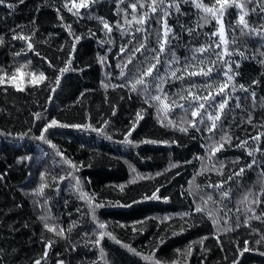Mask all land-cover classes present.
Returning a JSON list of instances; mask_svg holds the SVG:
<instances>
[{
	"label": "trees",
	"instance_id": "obj_1",
	"mask_svg": "<svg viewBox=\"0 0 264 264\" xmlns=\"http://www.w3.org/2000/svg\"><path fill=\"white\" fill-rule=\"evenodd\" d=\"M8 2L15 4V7L9 9L6 4L0 5V36L4 38V43L0 44V69L11 74L15 67L25 63L27 59L31 63L21 71H43L46 79L38 85L26 82L22 85L23 90L11 84L0 85V132L12 133L11 137L0 135V250H3L0 251V264H32V261L43 255L44 242L54 238L37 220L40 209L33 204L34 196L43 199L39 194L31 193V189L41 182L40 171L45 172V195L51 197L49 206L52 215L58 217L65 228L70 220L76 221L71 239L80 241L76 251H71L66 250L65 240H58L48 248V255L42 264H55L58 258H63L66 264H90L99 255L98 248L92 245L84 247L83 233L92 232L95 225L88 215V201L79 198L81 190L94 204L103 205L96 209V215L100 221L106 222V230L123 244H129L141 253H150L164 261L179 259L180 264H184V256H187V264H232L236 257H239L238 264H264V255L260 254L264 252V243H255L264 234V222L251 219L249 225L241 223L239 228L231 222L235 219L238 194H234L227 205L233 209L228 230H225L223 219L214 227L206 213L192 212L191 218L180 215L191 211L189 205L194 197L187 195L190 187L195 189L196 184L206 186L219 179L220 174L215 171L201 172L202 162L196 158L204 154L200 147L201 139H192L190 135L172 126H162L157 123L155 110L144 104L141 96L130 93L127 88L112 86L122 82L107 73L115 69L116 63L124 55L121 53L118 56L117 53L119 47L127 42V34L121 37L120 32L114 29L111 34L113 43H108L109 37L101 31L102 25L96 17L103 16L110 24L114 23L118 18L114 11V0H99L89 8H81L79 16L63 7L65 0ZM205 2L211 3L212 0ZM261 15L264 13L257 10L256 13L249 12L246 18L250 23L258 25L261 23ZM188 19L189 17H181L185 24ZM230 19L234 20L235 15ZM169 23L174 26L175 32L180 33L179 27H175V19H171ZM68 26L75 35L82 37L81 40L74 41L73 36L69 35ZM210 28L212 24L205 25L203 30L208 31ZM90 30L93 35L89 34ZM14 33L29 36L28 42L33 44L35 51L27 49V42L12 39ZM236 39L241 48L247 42L249 55L257 46L258 37L241 36L237 31ZM188 40L187 32L182 33L181 41L187 43ZM101 41L104 43L101 44ZM72 43L76 45L75 50L70 47ZM173 45L177 46L175 40ZM21 48L25 51L21 56L15 57L13 53L19 52ZM176 50L179 56L186 55L183 47L177 46ZM98 56L107 58L105 65L98 61ZM234 59L240 57L237 55ZM66 60L71 61L68 63L70 70L64 73L61 85L57 87L54 70L64 67ZM49 64L54 68L49 67ZM73 68L80 71H72ZM238 71L241 75L236 80L249 84L255 90L259 104V98L264 97V83L251 85V80L261 79L260 74L264 69L256 59H243ZM26 79H31L30 74ZM101 81L108 87H104ZM193 81L197 84L204 82L201 77H194ZM176 86H180L179 82ZM52 88L56 90L53 92ZM172 91L175 88L170 89ZM236 94L244 96L239 90ZM48 96H52V100H48ZM229 104L233 105L236 116L233 120L229 113V118L224 123L230 126L233 137L247 140L258 131H264V109L256 107L253 110V122L240 124V116L244 113L234 108V101L230 100ZM244 106L248 107V104ZM140 109H145L142 112L143 119L129 135V139L136 143H122L124 133L128 131ZM173 112L178 114L180 110L174 109ZM33 113H41L45 121L54 117L65 124L83 123L94 127H100L104 120H108L105 130L112 139H105L103 135L91 130L59 128L48 135V139L56 146L52 148L32 138L33 135H39L38 128L43 126L40 120L34 118ZM17 133L28 134L23 139H15ZM192 134L197 137L209 135ZM152 140H175L176 143L142 142ZM233 142L238 141L234 139ZM248 143L261 147L264 146V138L255 144L251 140ZM58 151L75 163V170L63 163V158L57 155ZM217 155L220 160H226L225 178L233 170L232 161L235 157H241L238 165L251 159L246 152L235 147L226 148L222 150V154ZM255 155L259 157L260 153ZM177 161L180 162L177 167H169L170 162ZM185 161L191 163H184ZM69 170L73 171V177L80 178L78 188L69 187L70 183L76 184L73 177H67ZM196 172L201 174L190 185L189 181ZM60 175L66 178L59 181V188H56L53 177ZM257 176L258 170H246L245 185L253 186ZM155 188L160 189L158 195L168 196L169 199H142L143 195L150 194ZM182 192L184 195H181ZM214 199H219V196L214 194ZM207 208L216 214L211 202ZM259 210H264V204L258 205ZM165 217L169 219L166 220ZM136 221L141 223H134ZM189 224L193 226L189 227ZM181 226L185 229L183 232L179 231ZM133 228L138 231L133 232ZM140 228H143L142 232L139 231ZM173 231L176 232L175 235ZM42 234L45 240H41ZM157 237L164 238V243L158 247ZM92 238L94 237H89ZM245 240L252 250L241 255L236 252V248H243ZM189 245L191 254L187 255ZM101 246L104 247L109 262L146 264L140 256L128 252L107 236L102 239ZM153 248L156 249L155 252H151ZM176 249L181 250L180 256ZM97 264H104V261H97Z\"/></svg>",
	"mask_w": 264,
	"mask_h": 264
},
{
	"label": "snow or ice",
	"instance_id": "obj_2",
	"mask_svg": "<svg viewBox=\"0 0 264 264\" xmlns=\"http://www.w3.org/2000/svg\"><path fill=\"white\" fill-rule=\"evenodd\" d=\"M23 2V0H20ZM99 0H65L63 7L73 15L79 16V9L89 8L93 3H98ZM116 8L114 9L118 17L114 23L110 24L103 16H97L96 19L102 25L101 31L109 37L108 43H113L111 34L113 30L120 32L121 37L127 34V42L119 47L120 62L116 63L115 69L108 72V76H114L122 82L113 84V87L127 88L130 93H135L143 98V103L153 108L156 113L157 123L162 126H172L177 128L180 132L188 134L192 139H201L200 147L203 149V155L196 158L201 160V172L215 171L220 174V178L215 182L207 183L206 186L199 184L195 185V189L188 190L187 195L193 196L189 207L190 212L186 211L180 215L191 218V213L204 214L212 221L214 227L217 226L220 219L224 220L225 230L230 223L233 209L228 208V203L231 202L234 194H238L236 198L235 219L231 221L234 226L239 228L241 223L249 225L251 219L260 220L264 222V210L258 211V205L264 204V146L254 147L249 145L251 140L255 143L264 138V131H258L255 136L248 137L247 140L233 137L230 134V126L225 125V120H228L229 113L232 114L233 120L236 113L233 110V105L229 101H234V108L240 109L244 115L240 116V124L253 122V110L256 107L264 109V97L259 98L257 103V96L254 89L249 84L240 83L236 77L241 73V60L256 59L264 69V15L260 16L261 23L254 25L246 18L249 12L264 13V0H212L211 3L205 0H114ZM6 4L7 8L13 9L15 4L8 2V0H0V5ZM71 4V6H69ZM131 9V11H129ZM38 10V9H37ZM59 15V9L56 10ZM235 15V19H230ZM181 17H189L187 24L181 21ZM62 19V17H60ZM171 19H175V27H179L180 33L174 31V26L169 23ZM212 24V28L204 31V26ZM35 30L33 29V32ZM69 35L73 36L74 41L81 40L80 35H75L68 26ZM237 31L241 36H255L258 37L255 50L249 55L247 51V42L241 48L239 41L236 39ZM187 32L189 40L187 43L181 41V34ZM229 33L231 37L229 38ZM90 35H93L91 30ZM218 37L217 39H212ZM12 39H20L27 42L26 47L29 50L35 51L33 44L28 42L29 36L22 33H14ZM177 42V46L183 47L186 55L183 57L177 54L176 47L173 41ZM4 43V38L0 36V44ZM104 42L101 41V44ZM72 50H75L76 45H70ZM25 51L21 48L19 52L13 53L15 57L21 56ZM39 55V53H37ZM240 59H234L235 56ZM71 52H69V57ZM261 57V58H258ZM105 56H98V61L105 65ZM66 60L65 66L54 70L55 85L60 87L61 78L64 73L70 69ZM31 61L25 59V63L15 67L11 74H8L4 69H0V85L11 84L17 89L23 90L24 83H31L38 85L46 79L43 71L37 72H22L21 70L30 64ZM235 65V68H233ZM49 67L54 68L49 64ZM110 67V66H109ZM72 71H80V69L73 68ZM17 74H20L19 76ZM30 74L31 79L26 77ZM261 79L253 78L251 85L257 83H264V72L260 74ZM194 77L203 78L204 82L197 84L193 81ZM177 82L180 86L177 87ZM104 87H108L101 81ZM167 85V87H165ZM175 88V91L170 92V89ZM52 88L51 91H55ZM237 90L244 93V96L236 94ZM52 96H48V100H52ZM131 98V97H129ZM250 98V103H249ZM243 101L244 103H242ZM244 104H248L245 107ZM174 109H179L180 112L174 113ZM145 109L137 110L135 120L130 123L128 131L124 133V141L134 145L136 142L129 139L131 130L134 129L137 123L143 119L142 112ZM115 108L113 107V114ZM35 119L42 123V127L38 128L39 135H33V139L42 141L52 148L56 146L48 139V135L52 134L54 129L59 128H76L81 130H91L98 135H103L105 139H112L105 130V126L109 124L108 120H104L100 127H94L92 124L83 123H62L56 118H50L45 121L41 113H33ZM166 122V124H165ZM240 125L238 124L237 127ZM191 129V131H190ZM31 131V129H29ZM208 133L209 135H201L197 137L192 133ZM28 133H17L15 139H23ZM0 135L11 137L10 132H0ZM218 136V138H217ZM234 139L238 142L234 143ZM153 144H168L176 143L175 140H152L142 141ZM235 147L247 153L250 161L245 160L243 164H237L241 160L237 156L232 161L233 170L227 174L225 178V163L226 160H220L218 153L222 154V150ZM260 153L257 157L255 153ZM57 155L63 158V163L75 170V163L64 157L62 152H57ZM206 161V162H205ZM179 161L169 163V167H177ZM184 163H191L185 161ZM246 170L257 171V180L253 182V186H246L244 182ZM201 172L193 174L192 180L189 184L195 182V177ZM67 177H73V171H67ZM178 174V173H177ZM159 175V173H157ZM41 182L31 189V193L39 194L43 199L33 197V204L40 209V214L37 216L42 224V228L49 233H52L54 238L47 239L43 244V255L39 259L32 261V264H42L44 258L48 255V248L63 239L67 243V249L76 251L79 240L73 241L71 233L76 228V221H69L68 227L65 228L58 221V217L53 216L49 200L51 197L45 195L46 184L45 172L39 173ZM64 175L53 177L55 187L59 188V181L65 180ZM76 181L75 185L69 184V187H79L80 178L73 177ZM232 182L231 184L229 182ZM212 189V192L207 191ZM160 189L155 188L150 194L143 195V200H168V196L158 195ZM28 194V193H26ZM214 194L219 196V199H214ZM181 195H184L182 192ZM198 197V199H197ZM80 199L87 200L89 205L88 215L95 225L92 232L83 233L84 247L92 245L99 249V255L96 260L90 261V264H97V261H104V264H114L106 259V252L101 241L104 237H109L114 240L116 244L127 249L128 252L140 256L146 264H180L179 259L171 261H164L152 254H144L137 251L129 244H123L119 239L114 237L111 232L106 230V222L100 221L96 215V209L102 207V204H94L90 197L81 190ZM136 201H133L135 203ZM214 206L216 214L208 210L209 203ZM19 206V205H17ZM79 211V209H77ZM241 217L243 219L241 220ZM145 219H148L147 217ZM169 219V217H165ZM134 223H141L136 221ZM188 221H185L187 224ZM27 226V225H25ZM189 227L193 225H188ZM185 229L180 227L179 231L183 232ZM133 232L138 229L133 228ZM139 231H143L140 228ZM253 231H257L253 229ZM176 232L173 231V235ZM89 237H94L89 239ZM157 247L164 243V238L157 237ZM41 240H45L44 235H41ZM256 244L264 243V234L260 239L255 241ZM243 248L237 247L236 252L241 255L243 252L250 251L248 241H243ZM3 251V250H0ZM153 248L151 252H155ZM178 256L181 254L180 249L175 250ZM191 254V246L187 249V255ZM264 255V252L260 253ZM59 256V253L57 254ZM239 257L233 259L232 264H238ZM55 264H66L63 258H58ZM184 264H187V256H184Z\"/></svg>",
	"mask_w": 264,
	"mask_h": 264
}]
</instances>
